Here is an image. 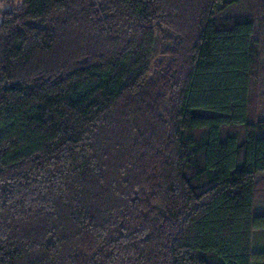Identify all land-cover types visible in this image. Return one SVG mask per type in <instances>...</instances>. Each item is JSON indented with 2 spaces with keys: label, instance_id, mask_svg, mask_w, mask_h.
I'll return each instance as SVG.
<instances>
[{
  "label": "trees",
  "instance_id": "1",
  "mask_svg": "<svg viewBox=\"0 0 264 264\" xmlns=\"http://www.w3.org/2000/svg\"><path fill=\"white\" fill-rule=\"evenodd\" d=\"M246 1L1 12L0 264H264V0Z\"/></svg>",
  "mask_w": 264,
  "mask_h": 264
},
{
  "label": "rangeland",
  "instance_id": "2",
  "mask_svg": "<svg viewBox=\"0 0 264 264\" xmlns=\"http://www.w3.org/2000/svg\"><path fill=\"white\" fill-rule=\"evenodd\" d=\"M18 2V1H17ZM250 2V4H249ZM252 0H247L244 2L240 8H236L235 12L242 11L244 7H247L248 5H252ZM13 6V0H0V18H1V12L11 9ZM238 14V13H237ZM259 119L264 120V101L260 103L259 106ZM258 207L261 209H264V196L258 201ZM256 239V249L263 251L264 250V233H258L255 235Z\"/></svg>",
  "mask_w": 264,
  "mask_h": 264
}]
</instances>
